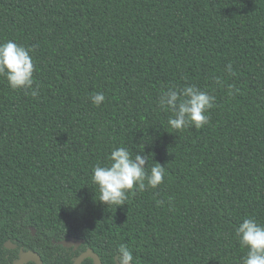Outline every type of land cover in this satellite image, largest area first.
<instances>
[{"label": "trees", "instance_id": "16d2710c", "mask_svg": "<svg viewBox=\"0 0 264 264\" xmlns=\"http://www.w3.org/2000/svg\"><path fill=\"white\" fill-rule=\"evenodd\" d=\"M8 40L32 49L38 95L0 75V264H116L120 244L133 264H241L235 228L264 224V0H0ZM188 85L214 107L177 131L158 101ZM118 147L166 174L107 206L92 170Z\"/></svg>", "mask_w": 264, "mask_h": 264}, {"label": "clouds", "instance_id": "9594fccd", "mask_svg": "<svg viewBox=\"0 0 264 264\" xmlns=\"http://www.w3.org/2000/svg\"><path fill=\"white\" fill-rule=\"evenodd\" d=\"M31 51V48L13 40L0 43V75L6 77L13 90H31V95L37 96L38 90L33 88L35 65ZM227 67L231 72V64ZM91 101L99 106L105 101V96L98 92L91 97ZM214 101L213 95L188 85L179 90L168 88L161 94L158 103L174 114L169 118L168 125L181 131L189 127L203 128L209 122L208 111L214 107ZM108 159L110 163L107 165H95L91 176L93 183L99 187L98 201L107 206H122L127 202L129 193L157 188L164 182V165L157 162L149 172L146 170L147 156L141 152L133 157L127 148L118 147L111 151ZM235 235L241 247L247 249L241 264H264V224L255 218H245L235 228ZM115 261L116 264H133L132 249L127 244L118 245Z\"/></svg>", "mask_w": 264, "mask_h": 264}, {"label": "water", "instance_id": "95a60500", "mask_svg": "<svg viewBox=\"0 0 264 264\" xmlns=\"http://www.w3.org/2000/svg\"><path fill=\"white\" fill-rule=\"evenodd\" d=\"M32 234L35 233V229L31 227ZM54 242V241H53ZM58 244H61L64 247H73L76 248L81 244V240L74 239V238H68L65 240H59L57 241ZM4 246L6 248H15V244L11 241L7 240L4 243ZM86 258H91L93 260V264H102L101 259L98 256L97 253H95L91 248L86 249L85 251L81 252L73 261L72 264H81L83 260ZM28 262H34L35 264H43V261L41 259V256L32 250H27L21 252L18 260L14 264H26Z\"/></svg>", "mask_w": 264, "mask_h": 264}, {"label": "flooded vegetation", "instance_id": "af4514ba", "mask_svg": "<svg viewBox=\"0 0 264 264\" xmlns=\"http://www.w3.org/2000/svg\"><path fill=\"white\" fill-rule=\"evenodd\" d=\"M77 247H78V246H77ZM77 247H76V248H77ZM71 248H73V247H71ZM74 249H75V248H74Z\"/></svg>", "mask_w": 264, "mask_h": 264}]
</instances>
